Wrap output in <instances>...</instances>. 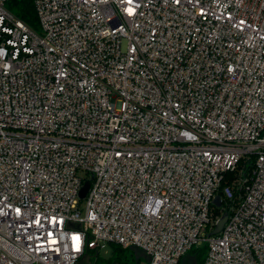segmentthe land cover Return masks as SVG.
<instances>
[{"label":"built area","instance_id":"2783aa9c","mask_svg":"<svg viewBox=\"0 0 264 264\" xmlns=\"http://www.w3.org/2000/svg\"><path fill=\"white\" fill-rule=\"evenodd\" d=\"M9 1L0 264L110 244L148 264L202 245L203 264H264V0H33L37 31Z\"/></svg>","mask_w":264,"mask_h":264},{"label":"trees","instance_id":"16d2710c","mask_svg":"<svg viewBox=\"0 0 264 264\" xmlns=\"http://www.w3.org/2000/svg\"><path fill=\"white\" fill-rule=\"evenodd\" d=\"M7 8L19 19H21L23 22H25L31 29L34 31L38 30V19L37 14L34 6L33 0H10L7 3ZM239 167H247V163L245 161H241L239 164ZM235 172H229L225 175V179L223 181V185H226L229 182H232L237 176ZM215 214H219V211L217 210ZM108 246H112L114 248V260L109 261V264H129L127 261V258L125 257V252L128 249H124L119 245L110 244ZM133 249V248H132ZM138 255H141L142 252L133 249ZM207 255V246L202 245L198 247H194L189 251V253L181 259L179 264H187L184 263L185 258L189 256L193 259L192 264H203L205 257ZM88 262H92V264H99V251L97 250H88L85 254V256L80 259L77 264L82 261L86 260ZM184 260V261H183Z\"/></svg>","mask_w":264,"mask_h":264},{"label":"rangeland","instance_id":"374dc122","mask_svg":"<svg viewBox=\"0 0 264 264\" xmlns=\"http://www.w3.org/2000/svg\"><path fill=\"white\" fill-rule=\"evenodd\" d=\"M243 170H244V167L238 166V168L235 171V173L237 174L236 175L237 177L232 181H237V179H239L238 177H239L240 172ZM81 205H82V210L84 212L86 208L85 200L81 202ZM125 257L127 258V261L129 264H148V259L145 258L143 254L138 255L133 249H128L125 252ZM113 260H114V248L112 246H107L105 249L99 252V264H109V261H113ZM184 263L192 264L193 259L187 256L185 258ZM78 264H92V262H88L86 259V260L80 261Z\"/></svg>","mask_w":264,"mask_h":264},{"label":"water","instance_id":"95a60500","mask_svg":"<svg viewBox=\"0 0 264 264\" xmlns=\"http://www.w3.org/2000/svg\"><path fill=\"white\" fill-rule=\"evenodd\" d=\"M90 185H91V183L89 181H87V182H85L82 189L80 190L79 196L82 200L86 197V195L89 191ZM227 220H228V213H224L220 217V219L217 221L215 228L209 233V236H214V235L219 234L222 231Z\"/></svg>","mask_w":264,"mask_h":264}]
</instances>
